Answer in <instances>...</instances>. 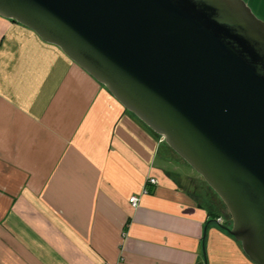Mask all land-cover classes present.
<instances>
[{
	"label": "crops",
	"instance_id": "1",
	"mask_svg": "<svg viewBox=\"0 0 264 264\" xmlns=\"http://www.w3.org/2000/svg\"><path fill=\"white\" fill-rule=\"evenodd\" d=\"M244 1L264 21V0ZM165 143L59 47L0 16V264H256L176 177Z\"/></svg>",
	"mask_w": 264,
	"mask_h": 264
},
{
	"label": "water",
	"instance_id": "2",
	"mask_svg": "<svg viewBox=\"0 0 264 264\" xmlns=\"http://www.w3.org/2000/svg\"><path fill=\"white\" fill-rule=\"evenodd\" d=\"M217 193L264 264V21L244 0H0Z\"/></svg>",
	"mask_w": 264,
	"mask_h": 264
},
{
	"label": "rangeland",
	"instance_id": "3",
	"mask_svg": "<svg viewBox=\"0 0 264 264\" xmlns=\"http://www.w3.org/2000/svg\"><path fill=\"white\" fill-rule=\"evenodd\" d=\"M259 18V17H258ZM108 91V90H107ZM108 93H110L108 91ZM111 94V93H110ZM165 146H168L165 143ZM180 157V156H179ZM179 161H176L170 165L171 170L175 173L176 177L182 182V184H189L188 190L195 193L196 197L200 196L202 198V202L205 204L210 203V208L215 211L217 219L225 220L224 224L233 226L232 217L230 218V212L228 211L225 203L222 199L217 195V193L208 185V183L204 180V178L199 175L187 162H185L181 157L178 158ZM186 176H190L193 180H187ZM212 203V204H211ZM227 222V223H226Z\"/></svg>",
	"mask_w": 264,
	"mask_h": 264
},
{
	"label": "built area",
	"instance_id": "4",
	"mask_svg": "<svg viewBox=\"0 0 264 264\" xmlns=\"http://www.w3.org/2000/svg\"><path fill=\"white\" fill-rule=\"evenodd\" d=\"M148 183L150 184V185H157L158 184V181L157 180H155V179H150L149 181H148ZM144 193H147V191L145 190L144 191ZM130 203L132 204V206L133 207H135V208H137L138 206H139V199H138V197H131L130 198ZM217 223L219 224V225H224V223H225V220H223L222 218L220 219H217ZM124 236H126V233L124 234Z\"/></svg>",
	"mask_w": 264,
	"mask_h": 264
},
{
	"label": "trees",
	"instance_id": "5",
	"mask_svg": "<svg viewBox=\"0 0 264 264\" xmlns=\"http://www.w3.org/2000/svg\"><path fill=\"white\" fill-rule=\"evenodd\" d=\"M151 185L148 183L147 184V187H146V191H147V193L148 194H150V193H152V190L149 188ZM215 216H217V214L216 213H209V217H211V218H215ZM230 218H231V215H230ZM217 219V218H216ZM232 220V219H231ZM227 223V222H226ZM227 225H228V223L227 224H224V225H222L224 228H228L227 227ZM128 226H129V222L126 224V226H125V231L127 232L128 231ZM228 226H230V228H232V222H231V225L229 224Z\"/></svg>",
	"mask_w": 264,
	"mask_h": 264
}]
</instances>
